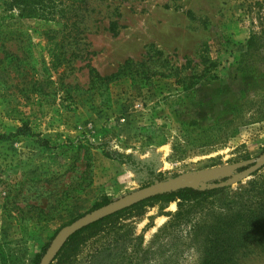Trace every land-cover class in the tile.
Returning <instances> with one entry per match:
<instances>
[{"label": "rangeland", "instance_id": "rangeland-1", "mask_svg": "<svg viewBox=\"0 0 264 264\" xmlns=\"http://www.w3.org/2000/svg\"><path fill=\"white\" fill-rule=\"evenodd\" d=\"M148 55L167 77L104 84L87 67L106 77ZM206 70L217 79L185 89ZM262 156L264 0H0V264H39L64 228L138 191L226 183ZM219 204L191 210L162 256L151 243L178 203L127 211L53 264L109 246L123 251L105 264H210L213 248L226 264L194 238ZM233 264H264V249Z\"/></svg>", "mask_w": 264, "mask_h": 264}, {"label": "trees", "instance_id": "trees-1", "mask_svg": "<svg viewBox=\"0 0 264 264\" xmlns=\"http://www.w3.org/2000/svg\"><path fill=\"white\" fill-rule=\"evenodd\" d=\"M116 27V23L111 24V31L115 32ZM151 65H154V62L149 55L148 59L144 61L128 60L118 72L106 77L100 75L90 64L87 67L89 68L92 81L104 84L120 82L127 78L140 80L144 84L145 81L157 75L167 77L165 74L154 70V66L150 67ZM217 77L214 73L206 70L203 75L187 78V82L184 84L185 89L192 90L202 81H213ZM262 171L254 176L255 180L250 181L246 186H241L231 197L229 189L202 190L184 188L177 192H170L150 198L78 232L68 241L59 255L62 256L68 251L70 253L73 252L78 245L98 235L103 225H113L121 215L133 213L127 211L141 210L145 207H156L159 205L164 210L171 204L178 203L180 211L175 215L169 216L172 220L159 230L151 243V249L157 250L152 255L155 257L162 256L164 253L162 250H165L163 248L164 243L171 233L173 231L176 232L183 225L192 222L194 219L191 210L201 206V204L214 201L220 203L218 208L220 212L208 213L203 219L204 224L201 226L195 225L194 238H199L207 233L206 237L211 238L212 241L218 244V253L220 252L219 255L226 258V264H233L235 254L242 251V249L247 250L252 247L264 249V176H260ZM137 213L141 214L142 212ZM117 250L115 246L113 249L109 246L108 250L98 252L94 264H105L106 258L112 260L117 259V256L120 258L123 249H119V252ZM216 253L217 250L215 248H213L212 252L208 253L212 257L210 264L219 263L217 256L213 255Z\"/></svg>", "mask_w": 264, "mask_h": 264}, {"label": "water", "instance_id": "water-1", "mask_svg": "<svg viewBox=\"0 0 264 264\" xmlns=\"http://www.w3.org/2000/svg\"><path fill=\"white\" fill-rule=\"evenodd\" d=\"M263 168H264V156L259 158L252 167H250L243 173L232 177L226 183H222L218 185L212 184L208 186H198V185L189 184L188 182H185L183 180H177V181H169L166 183L157 184L149 188L143 189L141 191H138L113 204L103 207L93 212L92 214H89L79 219L72 225L64 228L55 238L54 242L47 251L46 255L43 257L40 264H53L54 261L59 256V254L64 249V247L66 246V244L68 243V241L78 232L108 217H111L117 213L127 210L139 203H142L150 198L170 192H177L184 188H193V189H202V190H207V189L216 190L220 188L222 189L228 188L235 184L249 180L255 174L260 172Z\"/></svg>", "mask_w": 264, "mask_h": 264}]
</instances>
